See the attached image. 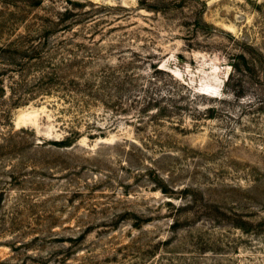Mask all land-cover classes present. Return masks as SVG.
<instances>
[{
  "label": "rangeland",
  "instance_id": "374dc122",
  "mask_svg": "<svg viewBox=\"0 0 264 264\" xmlns=\"http://www.w3.org/2000/svg\"><path fill=\"white\" fill-rule=\"evenodd\" d=\"M14 31L70 78L0 98V264H264V0H0Z\"/></svg>",
  "mask_w": 264,
  "mask_h": 264
},
{
  "label": "trees",
  "instance_id": "16d2710c",
  "mask_svg": "<svg viewBox=\"0 0 264 264\" xmlns=\"http://www.w3.org/2000/svg\"><path fill=\"white\" fill-rule=\"evenodd\" d=\"M49 22L54 23L53 20L45 18L42 22L28 24L35 26L37 30ZM57 53L55 49L44 48L38 34L14 31L0 35V98L7 91L16 96L12 104L3 110L5 115L9 116L14 107L27 104L35 98L31 95L34 90L29 88L33 80L51 83L63 76L70 78V70L60 71L59 62L62 59L56 56ZM71 79L74 80L73 77ZM5 81H9V84L6 85Z\"/></svg>",
  "mask_w": 264,
  "mask_h": 264
}]
</instances>
